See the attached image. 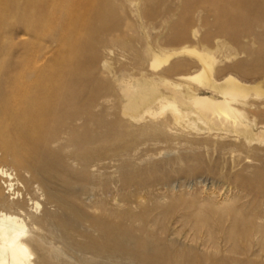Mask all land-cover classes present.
<instances>
[{
  "label": "rangeland",
  "instance_id": "1",
  "mask_svg": "<svg viewBox=\"0 0 264 264\" xmlns=\"http://www.w3.org/2000/svg\"><path fill=\"white\" fill-rule=\"evenodd\" d=\"M50 1L39 0L36 8H26V15L36 18L30 29L19 23L15 0H0V84L12 82L21 71L30 73L31 80L44 89H68L66 83L74 80L70 92L75 93V105L94 128V135L88 137L92 145L80 151L68 148L51 160L41 158L56 171L43 170L37 179L33 171L13 167L5 154L23 150L24 136L44 139L49 121H35L27 106L18 105L12 85L3 88L0 166L11 169L15 177L1 178V198L20 202L28 210L30 200L40 202L43 208L38 222L49 243L59 244L66 232L75 236V224L85 215L129 231V250L142 247L154 254L155 247H166L173 254L180 251L178 247L190 245L200 253L184 264H235L234 248L250 246L246 243L250 220L264 226V98H251L236 106L249 128L228 127L225 131L218 124L213 131L198 132L182 123L168 140L158 143L154 141L163 138L158 131L141 132L157 123L147 118L129 131L121 128L111 137L107 135L116 121L113 114L125 103L121 94L116 100L113 97V90L119 93L118 77H163L184 89L196 87L189 77L200 68L198 58L183 50L208 51L216 62L217 80L232 74L250 84L261 81L264 0H62L61 11L49 19L45 14ZM226 9L230 19L222 14ZM161 52L176 54L153 68L152 54ZM93 60L96 64L91 70ZM199 93L208 91L200 89ZM125 149L128 151H121L111 164L105 160ZM77 152L109 169L93 177L79 166H70L66 160ZM91 182L99 190L92 209L81 203L78 193L81 185ZM46 187L59 203L48 201ZM191 214L197 216L188 224L186 217ZM195 222L206 228L197 232ZM173 225L176 234L165 231ZM230 233H235L232 240ZM100 236L95 234V238ZM175 241L180 246L172 247ZM253 244L250 247H262L258 240ZM63 248L70 253L68 247ZM38 254L43 264H65L43 248ZM83 264L141 262L133 258Z\"/></svg>",
  "mask_w": 264,
  "mask_h": 264
},
{
  "label": "bare ground",
  "instance_id": "2",
  "mask_svg": "<svg viewBox=\"0 0 264 264\" xmlns=\"http://www.w3.org/2000/svg\"><path fill=\"white\" fill-rule=\"evenodd\" d=\"M38 1L15 0L21 26L30 29L33 27L36 18L26 15L25 11L27 7L30 10L36 8ZM61 1L51 0L48 2L49 6L45 16L49 19L55 18L57 12L61 11L62 6L60 7L61 4H59ZM222 14L225 18H231L227 9L223 10ZM183 52L194 53L198 58L200 68L189 77L196 87L187 86L184 89L181 84L171 82L163 77L148 78L143 76L141 79H132L129 78L130 76L116 77L119 93L113 90V97L116 100L117 94H121L125 103L122 105L121 102L120 109L113 114L116 121L107 136L111 137L121 128L129 131L145 122L147 118L155 119L157 123L152 127L143 128L141 132L143 135H147L150 131H158L163 137L154 141L158 143L168 140L174 134L175 126L182 123L187 129L198 132L206 129L213 131V125L218 124H220L219 130L225 131L228 127L237 129L244 126L249 128V125L243 121V113L236 106L244 104L251 98H264V78L254 84L244 82L232 74L217 80L215 78L216 62L208 51L183 50ZM174 54L176 53H153L152 67L158 68L163 63H168ZM95 64L96 60H93L91 70L94 69ZM174 68L175 65L170 70ZM73 83L75 81L70 80L66 84L73 87ZM10 85L16 92L18 105L20 107L27 106L30 116L35 121L39 123L44 119L49 121L48 125L44 126L49 132L44 139L29 140L24 136L26 146L23 150L18 154L10 151L5 154L7 159H12L13 167L25 170V173L33 171L37 179L42 175L43 170L50 173L56 171L53 165L43 162L41 158L46 156L51 160L59 155V152L68 148L73 147L76 151H80L92 145L88 137L89 134L94 135V128L90 122L85 120L84 111L75 105V93L70 92L71 88L66 89V86H57L53 89L41 88L37 82L31 80L30 73L26 74L23 71L17 73L12 82L9 80H5L3 84L1 82L0 91ZM161 87H164L166 92ZM200 89L206 90L208 93L201 94L199 93ZM93 121L92 123H94ZM36 126L40 127V125ZM2 131L3 124L0 120V133ZM121 151L128 150H120L115 156L105 158V160L111 164ZM66 161L72 167L79 166L82 172L93 177H97L103 170L109 169L103 164H93L90 157L78 152L71 155ZM6 177L14 178L15 173L9 168L0 166V180ZM46 188L48 201L59 203L60 199L54 192L50 188ZM98 191L92 182L81 185L78 192L81 203L88 208H95L96 198L99 196ZM19 203L13 200L6 201L3 198L0 200V264H43L38 254L39 249L42 248L55 257L63 259L65 264L96 263L102 260L107 262L130 261L133 258L139 260L141 264H166L167 261L170 264H184L185 261H189L190 256L200 253L199 249L190 245L189 247H178L180 251L173 254L169 253L166 247H155L158 250L154 254H150L142 247H134L129 250L132 240L129 231H120L108 226L102 220L85 215L81 216L80 223L75 224V236L66 232L61 237L62 242L59 244L58 242L56 244L49 243L50 241L47 242L42 236L43 229L38 222V214H41L40 211L43 208L42 204L30 200L31 207L28 210ZM195 215L197 216V214L187 215L188 224H193L192 219ZM105 216H110L108 211H105ZM119 219L122 220L120 217ZM248 221L249 219L245 222L248 223ZM239 222V220L235 221L234 224H239ZM200 225L201 223L195 222L193 229L198 232V230L203 231L206 228V226L199 227ZM176 228L173 225L165 228V231L176 234L178 230ZM97 232L101 233L100 238H95ZM263 234L264 226L250 220L249 230L246 233L247 246L255 245L254 241L258 240L262 247L249 246L243 249L235 247L234 252L238 256L235 264H264ZM234 235L235 233H230L228 236L232 240ZM209 236L211 235L209 234ZM258 236L262 238L259 239ZM179 244L178 241H175L172 247L180 246ZM63 247H68L70 253H67ZM183 248H187L186 253L182 252ZM206 249L208 250V248Z\"/></svg>",
  "mask_w": 264,
  "mask_h": 264
}]
</instances>
